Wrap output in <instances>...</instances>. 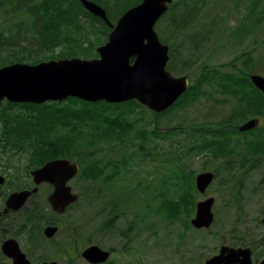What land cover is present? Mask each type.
I'll return each instance as SVG.
<instances>
[{"label":"rangeland","instance_id":"rangeland-1","mask_svg":"<svg viewBox=\"0 0 264 264\" xmlns=\"http://www.w3.org/2000/svg\"><path fill=\"white\" fill-rule=\"evenodd\" d=\"M249 1L251 0H207L200 18L198 17L195 22L196 26L193 25L183 31L184 35L175 38L173 32L167 29L165 35L169 40L168 44H172L175 50V66L181 70L180 74L172 73L177 76L186 75L190 84H193L203 71V67L225 66L223 70L233 71L228 63L241 60L240 56L243 55L251 57L249 65L244 67L236 61L237 64L248 72L264 76V16L257 21V27L250 36H245L244 29L242 35L234 31L240 24ZM7 13H9L7 7L0 8V30L12 23ZM219 16L225 19H220ZM19 18L28 19L24 13H20ZM170 19L171 16H167L161 20L158 29H165ZM89 28L95 48L102 45L103 43H99V39L96 38L98 32ZM245 28L248 29V25H245ZM83 45L88 47L89 43L84 41ZM53 51L54 54H58L61 47ZM53 51L45 53L44 56H48ZM37 52L41 53V51ZM1 56L3 58L5 52H0V62ZM39 56L37 55L36 58ZM204 88L205 93L198 95L190 104L178 106L164 116L155 117L154 112L147 107L141 111L139 108L136 109L139 110L137 115L140 113L144 115L143 122L149 130H153L156 126L158 132L177 131V134L172 136L174 140L154 138L155 143L152 148L149 147L158 160L145 161L138 169L127 174L131 176L130 188L126 192L122 187L127 181L121 178L112 191L102 190L101 198H96L91 193L83 196L60 216V230L57 234L41 244L33 243L26 234L16 233L14 225H11L10 229L0 225V247L4 238L9 236L16 238L33 264L53 260L57 264H90L82 257L81 252L85 247L93 244L113 250L115 254L109 264H204L208 258L217 254L224 244L235 247L254 246L257 253L261 250L263 252L264 154L262 155L258 149L256 152H251L253 149H249L250 143L254 141L252 134L235 135V140L231 141V144L237 142V147L235 146L236 149L229 153H226L222 145L218 155L206 151L208 149L198 153L191 149L188 151V147L193 143L188 132L200 136L199 132L196 133L193 129L215 128L219 121L225 120L232 112L234 104L232 96L225 94L216 86ZM251 118L253 117L248 119L237 117L236 122L241 125ZM254 118L259 119L256 129L260 132L264 129V115ZM1 127L0 120V136ZM153 135L155 137V134ZM100 147L102 148L98 156L113 148L108 144H102ZM162 149L176 158L181 155L185 169L194 170V177L202 171L214 172V180L205 193L197 191L196 199L198 201L209 196L215 197L213 206L215 219L208 229H198L191 224L196 210L191 217L185 215L179 219L169 220L159 214L158 209L150 211L147 208L150 194L159 193V190H154L156 186L162 184L160 176L167 175L169 169L178 168L181 164L175 159L171 164L161 163L158 154ZM115 156L110 153L105 158H115ZM28 157L26 152L5 150L0 139V175L9 178V182L0 186V205L13 191L33 185V177L28 168ZM132 165L135 164H130L128 168L131 169ZM114 169L115 167L111 169L109 167L107 173H112ZM149 174L154 178L152 185L138 182ZM70 183L80 194L87 185L85 178H76ZM101 183V181L94 182L96 185L94 191H97ZM50 192L49 185L43 184L41 198H48ZM116 195L120 198L119 202L125 199L127 201L122 209L119 207L112 212L105 206L110 201V197L114 198ZM151 202L155 206L158 198L152 196ZM113 213L116 217L112 220L113 229H109L105 215L114 216ZM14 217L12 223L17 225L20 216ZM130 224H133L131 228ZM122 230H127L129 233L122 236ZM0 253H2L1 248ZM44 258L47 259L43 260ZM0 261L6 259L0 258Z\"/></svg>","mask_w":264,"mask_h":264},{"label":"trees","instance_id":"trees-1","mask_svg":"<svg viewBox=\"0 0 264 264\" xmlns=\"http://www.w3.org/2000/svg\"><path fill=\"white\" fill-rule=\"evenodd\" d=\"M94 1L104 6L109 19L116 22L125 10L142 0ZM206 1L175 0L170 4L168 11L156 24L162 41L169 43L165 35L167 29L173 32L175 38L184 35L183 31L195 25L198 17L200 18ZM5 7L8 8L7 14L10 15L12 23L1 29L0 52H5V56L3 58L1 56L0 66L14 62L38 63L48 59L74 56L97 57L98 53L91 41L89 27L98 32L96 38L99 39V43L107 41L111 29L102 18L89 12L80 0H0V8ZM247 7L240 24L234 31L242 35L244 29L245 36H250L257 27V21L264 16V0H251ZM20 13H24L28 19H18ZM167 16H171V19L166 28L158 29L161 20ZM245 25H248V29ZM84 41L89 43L88 47L83 45ZM169 45L171 58L168 69L180 74L181 70L177 69L174 63L175 50L172 44ZM57 47H61V51L54 54L53 50ZM49 51L53 52L44 56ZM37 55L40 56L36 58ZM240 57L241 60L228 63L233 71L223 70L225 66L203 67L197 81L190 85L186 93L171 108L162 113L154 112L155 117H160L178 106L188 105L198 95L205 93L204 87L207 86H216L233 97L231 114L225 120L219 121L217 127L193 129L196 133L198 131L200 136L188 132L193 141L188 151L191 149L198 153L208 149L206 151H212L211 154L218 155L222 145L226 153H229L237 147V142L231 144V141L235 140V135L252 134L254 141L250 143L249 149H253L251 152H256L258 149L262 155L264 154V129L260 132H258L259 129L241 132L236 122L237 117L248 119L264 115V93L252 83L251 72L246 71L236 62L239 61L247 67L251 57L243 55ZM137 108L141 111L146 107L136 100L111 104L105 101L87 102L76 97H69L61 102L48 101L42 104L6 101L0 107L1 144L5 150L26 152L29 156L30 171L58 157L77 161L81 170L76 178H85L87 181L83 193H79L80 200L83 196H88V193L101 198L102 190L112 191L121 178L127 181L122 187L126 192L130 188L131 176L127 174L138 169L145 161L158 160L156 154L150 149L155 143L154 138L174 140L172 136L177 134V131L158 132L156 126L153 130H149L143 122L144 115L142 113L137 115L139 113ZM102 144H108L110 148H113L98 156ZM110 153L116 156L109 157L108 160L105 156ZM158 155H160L161 163L171 164V161L175 159L181 164L178 168L169 169L167 175L160 176L162 184L156 186L154 190H159V193L150 194L147 208L150 211L158 209L157 212L169 220L179 219L185 215L191 217L197 203L194 170L185 169L181 155H176V158L164 149ZM132 163L135 165H132L131 169L128 168ZM109 167L110 169L115 167L112 173H107ZM151 175L144 176L143 180L138 182L152 185L154 178H151ZM230 177H232L231 173ZM98 181L102 183L97 187V191H94L96 187L94 182L98 183ZM13 185L15 186L16 183L14 182ZM49 188L52 191L50 185ZM152 196L158 198L155 206L151 202ZM119 199L117 195L114 198L110 197L105 207L112 212L119 207L122 209L127 199L122 202H119ZM111 211L107 212L112 213ZM21 212L18 224L12 223V225L15 226L16 233L28 235L36 244L49 240L44 235V228L47 225H59L60 222V216L53 211L47 198H41V192L37 194V201L30 200ZM113 214L114 216L105 215L109 229H113L112 220L116 217L115 213ZM132 225L130 224V228ZM121 233L124 236L129 232L122 230Z\"/></svg>","mask_w":264,"mask_h":264},{"label":"water","instance_id":"water-1","mask_svg":"<svg viewBox=\"0 0 264 264\" xmlns=\"http://www.w3.org/2000/svg\"><path fill=\"white\" fill-rule=\"evenodd\" d=\"M93 15L102 18L111 28L108 39L98 46V57H70L50 59L35 64L14 62L0 67V105L4 101L42 104L76 97L87 102L105 101L111 104L138 101L151 111L162 113L172 107L188 90L186 75L176 76L168 69L170 47L164 43L155 26L174 0H142L125 10L115 23L107 9L93 0H80ZM1 35V31H0ZM254 86L264 93V76L252 73ZM257 118L239 126L240 131L254 129ZM80 165L69 158H54L31 171L34 187L12 192L6 199L5 212L19 210L36 194L42 184L53 187L48 202L59 215L79 200L70 181L79 173ZM215 178L212 171H202L195 177L199 193H205ZM5 182L0 175V186ZM215 197L209 196L196 203L191 224L198 229L209 228L214 221ZM264 223V216H263ZM58 225H47L44 234L53 238ZM2 252L12 263L33 264L15 238L1 244ZM82 257L91 264L108 261L110 251L98 245L82 250ZM39 264H57L43 261ZM204 264H253L249 247L222 245L220 251ZM260 264H264V259Z\"/></svg>","mask_w":264,"mask_h":264},{"label":"flooded vegetation","instance_id":"flooded-vegetation-1","mask_svg":"<svg viewBox=\"0 0 264 264\" xmlns=\"http://www.w3.org/2000/svg\"><path fill=\"white\" fill-rule=\"evenodd\" d=\"M4 176V178H5V182L7 183V182H9V178H7L6 177V175H3ZM4 182V183H5ZM33 186H34V183H33V185H31V186H29V187H27V188H29V189H32L33 188ZM41 187H42V185L40 186V188H39V191H38V193H40L41 192ZM25 189V188H24ZM19 190H21V189H19ZM75 191V190H74ZM38 193H36V194H34V195H32L29 199H28V201L19 209V210H17V211H12V210H9V211H7V212H5L4 211V209H5V207H6V199H5V201L3 202V204L2 205H0V225H3V228H5V229H10L11 228V225H12V222L14 221V219H15V217L14 216H20L21 214H22V210H23V208L25 207L26 208V205L28 204V202L30 201V200H32V201H34V202H36L37 201V194ZM33 198V199H32ZM14 218V219H13ZM202 229H204V228H202ZM8 238H14V237H7V238H4V240L5 239H8ZM3 240V241H4ZM2 241V242H3ZM2 244V243H1ZM21 246V245H20ZM250 249H251V257H252V262H253V264H260L261 262H262V260L264 259V251L262 252V250L259 252V253H257L256 251H257V249H256V247H254V246H248ZM1 248V247H0ZM22 249V248H21ZM103 249H105V248H103ZM23 250V249H22ZM106 250H109V249H106ZM24 251V250H23ZM110 251V258H109V260L107 261V262H111L110 260L112 259V257H113V255L115 254L114 252H113V250H109ZM25 252V251H24ZM26 253V252H25ZM1 254V256H0V258H1V260H4V259H6V261H0V264H3V263H12L13 262V260L10 258V257H8V256H6L5 254H3V253H0ZM27 254V253H26ZM28 256V255H27ZM29 257V256H28ZM106 262V263H107Z\"/></svg>","mask_w":264,"mask_h":264}]
</instances>
